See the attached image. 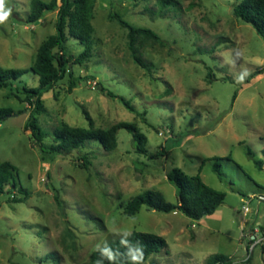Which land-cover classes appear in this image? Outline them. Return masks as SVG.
<instances>
[{"label":"rangeland","instance_id":"rangeland-1","mask_svg":"<svg viewBox=\"0 0 264 264\" xmlns=\"http://www.w3.org/2000/svg\"><path fill=\"white\" fill-rule=\"evenodd\" d=\"M31 1L9 0L12 17L0 25V67L29 70L12 87L0 89V107L18 115L0 124V164L17 168V188L7 186L0 194V264H86L97 243L119 238L114 225L166 240L168 248L145 264H207L218 254L231 264H264L260 247L244 262L242 240L243 226L264 231V202L249 199L254 192L264 196V169L255 165L264 163V73L247 81L264 69V39L235 17L238 2L175 0L161 11L158 0H97L92 57L71 64L43 96L46 111L38 119L46 145L62 124L89 128L92 123L107 130L127 122L147 137L148 155L170 153L151 160L136 152L125 129L113 152L95 141L70 156L37 148L25 130L32 109L15 96L24 87L39 86L30 68L39 46L55 33L57 12L26 24ZM111 13L161 38L164 44L136 40V54L152 65L151 72L135 63L128 31L110 19ZM67 48L74 57L83 52L74 40ZM70 73L82 79L73 90ZM103 89L130 101L135 112ZM215 157L221 159L223 179L213 172ZM173 169L190 177L200 173L206 185L226 195L215 217L200 222L146 207L125 214L127 203L148 190L176 204L177 188L168 180Z\"/></svg>","mask_w":264,"mask_h":264},{"label":"trees","instance_id":"trees-1","mask_svg":"<svg viewBox=\"0 0 264 264\" xmlns=\"http://www.w3.org/2000/svg\"><path fill=\"white\" fill-rule=\"evenodd\" d=\"M175 0H158L161 11L168 7ZM238 4L234 7V15L247 24L254 27L257 33L264 39V0H236ZM97 0H50L44 2L42 0H32L31 9L25 20L26 24L39 23L47 13L57 12V21L55 25V33L42 42L37 50L36 59L30 71L39 78V86L37 88L24 87L21 92L18 91L15 96L23 103H27L32 109L25 130L31 131L32 139L35 145L43 154H52L55 156H70L73 152L84 146L87 142H98L104 151L113 152L118 147V133L125 129L133 135L135 149L138 154L145 155L151 160H157L159 157L170 156V153L163 150L161 153L148 155L146 148L148 139L141 133L134 123L120 122L111 128L104 130L98 129L90 123L89 128L71 127L68 124H62L53 132V143L46 145L44 139L46 133L41 129L38 116L45 113L43 96L50 92L58 82L65 78L67 71L70 70L71 64H82L92 57L95 41L94 26L95 8ZM110 19L115 20L122 28L128 31V47L132 52L134 61L148 72L152 71V65L145 62L136 54V40L138 37L153 40L157 43L164 44L161 38L150 29L136 28L125 21L122 16L111 13ZM74 40L83 48V52L74 57L69 54L67 42ZM29 73L24 69H4L0 67V89H8L15 82L20 81L23 76ZM264 73V69L257 71L254 75L247 78L249 82L251 78ZM210 78V75H209ZM82 80L75 78L70 73V90H73L77 83ZM108 96L118 99L128 110L135 112L130 101L124 97H120L103 89ZM24 96V98L21 97ZM237 93L234 95V100ZM15 111L11 108L0 107V124L5 121ZM252 158V152L249 151ZM83 167L88 169V161L86 157L82 158ZM203 160L202 165L207 161ZM213 172L221 179L224 177L223 166L220 158H213ZM255 165L260 169H264V163L256 160ZM17 168L10 162L0 164V194L6 193V187L17 188ZM168 180L177 188V203L168 202L165 197L158 191L148 190L134 197L127 203L125 214L134 216L138 214L144 207L162 212L182 213L186 217L194 221H200L208 216L215 215L217 211L225 204L226 195L222 192L214 190L206 185L200 174L195 176H187L179 169H173L168 174ZM26 196L28 192L24 189ZM130 239L133 243L139 241L145 252L144 264L151 256L168 248L166 240L156 234L144 232H132ZM113 248L119 247V238L107 242ZM120 251H124L120 248ZM100 259L99 254L95 251L88 263L96 264ZM232 260L225 255H214L209 257L207 264H231ZM105 264H108L105 261Z\"/></svg>","mask_w":264,"mask_h":264},{"label":"clouds","instance_id":"clouds-1","mask_svg":"<svg viewBox=\"0 0 264 264\" xmlns=\"http://www.w3.org/2000/svg\"><path fill=\"white\" fill-rule=\"evenodd\" d=\"M13 8L9 5V0H0V25L6 24L12 17ZM243 79V76L240 77ZM114 235L119 237V247L113 248L106 241L97 243L95 251L99 254L100 259L96 264H144L145 252L143 245L136 241L132 242L131 230H120L115 225L112 229ZM123 248L124 251H120Z\"/></svg>","mask_w":264,"mask_h":264},{"label":"built area","instance_id":"built-area-1","mask_svg":"<svg viewBox=\"0 0 264 264\" xmlns=\"http://www.w3.org/2000/svg\"><path fill=\"white\" fill-rule=\"evenodd\" d=\"M250 200H257L258 205L264 202V196H252L249 198ZM249 202H247V206L244 207L243 212L249 213L250 209L248 207ZM242 240L245 242L246 254L244 258V262H248L254 255V252L257 248H264V231L259 228H250L244 229L242 233Z\"/></svg>","mask_w":264,"mask_h":264},{"label":"crops","instance_id":"crops-1","mask_svg":"<svg viewBox=\"0 0 264 264\" xmlns=\"http://www.w3.org/2000/svg\"><path fill=\"white\" fill-rule=\"evenodd\" d=\"M200 171H201V169H200ZM200 174V173H199ZM256 185H257V187L258 188H260L261 186L260 185H258L257 183H256ZM264 190V189H263ZM256 193L257 192H254V194H252V195H256ZM216 215H212V216H208L209 218H212V217H215ZM248 216V213H246L245 214V217H247ZM208 217H206V218H208ZM206 218H203L202 220H200V222H204V220L206 219ZM195 227V225H193V228ZM244 229H246L244 226L242 227V230H244ZM243 233V232H242ZM262 253L264 254V248H262Z\"/></svg>","mask_w":264,"mask_h":264},{"label":"water","instance_id":"water-1","mask_svg":"<svg viewBox=\"0 0 264 264\" xmlns=\"http://www.w3.org/2000/svg\"><path fill=\"white\" fill-rule=\"evenodd\" d=\"M18 115H16V114H13V115H10L8 118H10V117H17Z\"/></svg>","mask_w":264,"mask_h":264}]
</instances>
